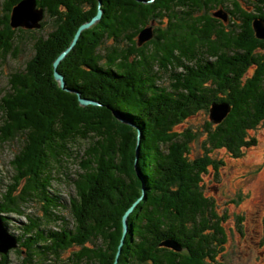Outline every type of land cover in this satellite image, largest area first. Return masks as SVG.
I'll use <instances>...</instances> for the list:
<instances>
[{"label":"trees","instance_id":"trees-1","mask_svg":"<svg viewBox=\"0 0 264 264\" xmlns=\"http://www.w3.org/2000/svg\"><path fill=\"white\" fill-rule=\"evenodd\" d=\"M19 1L7 0L0 8V59L23 31L10 26ZM243 1L245 8L240 0H102V18L81 32L58 65L72 92L58 85L53 64L79 26L97 14L99 0H37L44 17L59 25L34 36V56L12 73V91L1 103L6 128L0 127L1 142L30 134L12 161L14 182L0 193V219L7 229L9 215L29 217L21 233H12L28 264H48L74 245L69 264H115L123 216L142 185L145 194L129 215L116 264L214 259L225 232L199 185L197 162L187 157L196 135L175 126L199 110L210 111L214 102L228 103L222 122L204 127L206 141L234 156L258 143L252 131L264 123V39L254 21L264 20V0ZM232 18L242 21L237 31L224 28ZM152 24L153 37L140 44V32ZM108 39L113 43L104 46L103 55ZM169 70L173 84L159 85L160 71ZM78 94L97 104L80 105ZM114 110L141 129L138 155L137 130L119 121ZM83 140L88 149L74 147ZM65 161L79 167L64 179L77 189L70 200L73 227L63 214L65 204L51 193L53 182L63 179L56 173ZM35 200L43 201L44 217L27 212ZM168 240L182 250L165 245ZM0 255V264H9V254Z\"/></svg>","mask_w":264,"mask_h":264},{"label":"rangeland","instance_id":"rangeland-1","mask_svg":"<svg viewBox=\"0 0 264 264\" xmlns=\"http://www.w3.org/2000/svg\"><path fill=\"white\" fill-rule=\"evenodd\" d=\"M6 2L7 0H0V8H5ZM240 4H243L245 8L243 0H240ZM37 7L41 8L38 5ZM233 8L234 6H231V10H233ZM250 9L253 11V7L247 10L250 11ZM43 20L46 25L42 28L41 23ZM98 21L91 24L88 28L93 27ZM232 21V25L229 24L230 21H225V30L233 29L237 31L236 23H239L238 25L242 24V21L235 18H232ZM58 25L59 23L55 21L54 18H49L48 15L45 17L43 15V18L40 20V26L37 28H26L23 26L13 27L12 24L10 25L13 29L17 30L19 28L23 31L18 32L15 46L12 51L8 53L6 58L0 59V127H4L6 123L7 115L2 111L1 103L2 97H4L7 92L12 91V73L20 69L23 70L28 61L34 56V36H44L54 31ZM156 25L162 27L164 23ZM156 25L152 24L151 26H147L142 31L145 32L151 28L153 37V28ZM110 43H113L112 39H108L105 44L102 45L100 50L103 55H105L104 46ZM149 49L151 50V47H149ZM253 70L254 67H250L247 74L251 75ZM178 71L180 72L182 70L178 69ZM160 75L161 79L158 84L171 87L174 81L171 71H160ZM63 76L65 78L64 74ZM74 92H76V90ZM88 105L96 104L89 103L85 106ZM120 115L122 116L121 113ZM122 118L129 123L128 125L133 126L137 130L138 137L141 129L129 119H125L123 116ZM208 122H210L211 126L217 124L211 119L210 111L203 109L199 110L191 117L183 119V121L175 126V130L179 132L189 131L191 134L195 133L196 135L188 143L187 147L189 152L187 157L197 162V170L200 177L199 185L205 196L211 200L214 213L220 218L219 224L223 227L225 232V240L221 245H215L217 253L209 264H264V123L256 130L252 131V134L258 139V143L245 149L240 156H234L226 148H213L210 143L206 141V131L204 127L208 125ZM29 135V132H26L20 134L12 141H0L1 194L14 182L17 170H15L12 165V161L15 158V154L19 153L21 148L26 144ZM141 137L142 131L140 142ZM89 146V142L83 140L74 147L80 148L83 151L84 148L88 149ZM64 164L65 167L61 170L62 172L56 173V177L60 176L63 179L62 181L56 180L53 182L51 193L65 204L66 208L63 210V214L67 222L73 227L70 200L77 195V189L72 184L71 186L69 183H66L64 179L67 176L66 172L73 173L79 167L70 161H65ZM202 169H204V171ZM74 175L73 173V176ZM23 183L22 181L18 187H21ZM42 203L43 201L38 200L31 202L26 208L27 212L32 217H44ZM51 209V211L56 213L60 212L57 208L55 209L52 207ZM41 219L42 221H40V219L39 221L44 225L46 221L43 218ZM8 221V229L5 228L10 235L14 236L12 233H21L22 227L29 224V217L11 214L9 215ZM49 227H53V225ZM89 245L92 246L90 243ZM22 249V247H18L17 245L8 250L7 253L10 259L9 264H28ZM181 250L182 248L179 249V251ZM75 251H77L76 245L68 247L60 252L58 259L49 260L48 264H69L70 258ZM34 259L37 261L40 258L34 256Z\"/></svg>","mask_w":264,"mask_h":264},{"label":"water","instance_id":"water-1","mask_svg":"<svg viewBox=\"0 0 264 264\" xmlns=\"http://www.w3.org/2000/svg\"><path fill=\"white\" fill-rule=\"evenodd\" d=\"M43 15H44L43 9L37 7V0H20L13 7V11H12V15H11V24L13 27L23 26L26 28H37L40 26V20L43 18ZM102 15H103L102 0H99V9H98L97 14L91 20L86 21L79 26L72 42L70 43V45L64 51H62L58 55V57L55 59L54 64H53L54 65V77L58 81L59 86L61 88H63L64 90L72 91V92L75 91L74 89H70V88L66 87V80H65L63 74L59 71L58 65L65 58V56L68 54V52L75 46V44L77 43V41L81 35V32L84 29L88 28L94 22L101 19ZM254 28H255V31L257 33V36L259 38H264V20L263 19H256L254 21ZM142 32H141L140 38H139L140 44L149 40L152 37L151 28H149L145 32L144 31H142ZM78 96H79L80 105H82V106H85L89 103L97 104L96 101L88 99V98H84V97L80 96V94H78ZM230 109L231 108H230V105L228 103L214 102L212 104V107L210 108V117L214 122L220 123L227 116ZM114 114H115V117L119 121L127 123L122 118V116L120 115V113L117 110H114ZM127 124H129V123H127ZM140 136H141V130H140V134H138V137H137V139H138L137 145H136V154L137 155L139 153L140 144H141ZM136 164H137V159H136ZM144 193H145V187L142 185V194L127 209V211L125 212V214L123 216V236H122V240H121V243L119 245L118 252H117L115 264L117 263L118 257L121 254L122 246L124 244L125 237H126L128 230H129V222H128L129 215L132 212V210L134 209V207L136 206V204L142 199V196ZM17 244H18L17 237L12 236L8 233V231L6 230V228L4 226V223L0 219V252L1 253H7L10 248L17 246ZM164 244L172 247L173 249H177V250H179L181 248V246L179 244H177L175 241H172V240L165 241Z\"/></svg>","mask_w":264,"mask_h":264},{"label":"bare ground","instance_id":"bare-ground-1","mask_svg":"<svg viewBox=\"0 0 264 264\" xmlns=\"http://www.w3.org/2000/svg\"><path fill=\"white\" fill-rule=\"evenodd\" d=\"M241 14H242V13H241ZM93 42H94V41H93ZM140 52H141V51H140ZM151 64H152V63H151ZM86 98H87V97H86ZM119 113H120V112H119ZM254 197H255V196H254ZM254 197H253V198H254ZM30 221H31V220H30ZM36 221H37V220H36ZM118 259H119V258H118Z\"/></svg>","mask_w":264,"mask_h":264}]
</instances>
